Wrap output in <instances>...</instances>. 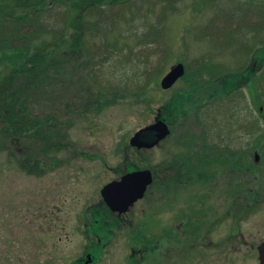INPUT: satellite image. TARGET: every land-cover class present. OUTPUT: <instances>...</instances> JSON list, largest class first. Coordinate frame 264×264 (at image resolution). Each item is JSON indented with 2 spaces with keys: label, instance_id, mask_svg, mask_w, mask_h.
Here are the masks:
<instances>
[{
  "label": "rangeland",
  "instance_id": "374dc122",
  "mask_svg": "<svg viewBox=\"0 0 264 264\" xmlns=\"http://www.w3.org/2000/svg\"><path fill=\"white\" fill-rule=\"evenodd\" d=\"M252 1L128 0L84 14L88 26L82 37L83 53L88 61L83 71L78 67L82 73L77 79L64 73L57 76L60 82L75 79L70 91L76 94L77 105L68 103L72 96L66 92L35 104L44 115L52 109L58 114L60 129L51 138L52 147L44 149L45 141L39 138L10 148L14 155L0 153V264H71L81 256L86 229L83 209L98 201L101 181L113 177L107 173L98 179L100 165L92 162V157L119 154L137 129L157 117L168 121L170 132L144 152L154 166L164 159L177 166L178 156L191 153L184 142L231 139L236 144L232 145L234 150L242 145L249 149L255 144L262 146L258 166L264 181V64L249 74L250 82L236 91L231 92L234 85L223 79L226 74L240 75L252 64V57L255 60L254 53L264 54V0ZM65 11L57 3L47 6L41 28L25 30L27 34L37 32L38 39L32 41V46L45 41L52 47L60 32L74 31L64 28ZM15 43L14 47L26 46L24 40ZM178 62L185 66V80L161 90V77ZM204 66L202 77L195 79L209 81L210 87L218 82L216 91L222 98L206 103L214 90L200 88L188 105L166 116L169 100L188 86L191 71ZM159 69L158 75L155 72ZM84 87H89V92ZM104 93L115 96L101 105L100 95ZM19 155L45 157V162L38 163L44 168L27 172L15 161ZM52 161L58 162L56 168ZM109 163L115 164L113 159ZM256 186L257 182L251 184ZM182 195H173V200ZM189 197L185 194L182 209L188 215L186 230H194L188 214L193 212ZM240 230L244 242L241 249L231 250L228 258L217 255L210 260L204 258L205 254L197 260L191 249L182 256L170 257L168 264H258L257 253L247 247L264 233V197ZM128 241L126 229H116L96 264H129ZM154 248L160 252L161 240Z\"/></svg>",
  "mask_w": 264,
  "mask_h": 264
},
{
  "label": "flooded vegetation",
  "instance_id": "af4514ba",
  "mask_svg": "<svg viewBox=\"0 0 264 264\" xmlns=\"http://www.w3.org/2000/svg\"><path fill=\"white\" fill-rule=\"evenodd\" d=\"M260 55H257V62L259 58H264L263 52ZM252 60L251 65H256L253 57ZM263 64L264 60L259 67ZM161 119L168 124L165 118ZM232 141L204 138L184 142L191 148L187 149L191 153L178 156L177 166L167 159L159 163L161 165L154 166L151 157L144 153L150 149H138L129 142L122 146L117 155L93 156L92 162L100 165L97 178L107 173H112L113 177L101 181L98 201L83 209L85 245L82 255L71 264H86L87 255L91 259L88 264H96L103 258L106 246L118 228L126 229L129 264H168L170 257L182 256L191 249L197 260L205 254L204 258L209 259L217 255L228 258L231 250L241 249L244 238L240 225L246 223L263 202V172L258 166L262 162V156L259 155L262 146L255 144V148L249 149L242 145L234 150L232 145L236 144ZM194 147L197 149H192ZM112 159L115 164L109 163ZM24 160L30 162L28 165L31 167L25 168L29 173L36 172L31 168H44L38 163L45 162V157L19 155L15 161L19 163ZM55 164L58 162L52 161L53 168H56ZM143 171L149 172L150 182L145 186L142 197L125 211L111 210L101 190L108 184L121 181L128 174ZM245 175L251 176L244 178ZM255 182L257 186L251 187ZM185 190L190 193H183ZM175 194H183L180 197L182 204H179V197L173 200ZM185 194H190L189 199L193 201V212L188 214L192 216L194 230H186L188 215L182 209ZM157 233H160L161 240L159 253L154 248L158 244L155 238ZM263 241L264 233L260 234L257 242L247 247L257 253V260L258 246ZM181 264L194 263L183 261Z\"/></svg>",
  "mask_w": 264,
  "mask_h": 264
},
{
  "label": "trees",
  "instance_id": "16d2710c",
  "mask_svg": "<svg viewBox=\"0 0 264 264\" xmlns=\"http://www.w3.org/2000/svg\"><path fill=\"white\" fill-rule=\"evenodd\" d=\"M126 1L128 0H0V153L8 152V154L14 155L15 153L10 148L16 146L18 148L21 141H34L39 138L45 141L44 149L52 147L50 146L51 138L56 130L60 129L57 126L58 114L56 109H52L48 113L45 112L47 115H44L43 110H36L35 104L40 100H46V98L51 100V98L57 97L56 93L66 92L72 96V100L68 103L77 105L74 101L77 96L73 95L70 89L74 88L75 79L80 77L84 64L88 61L83 53L82 37L88 26L84 14L104 5L112 7ZM247 2L250 4L253 1L247 0ZM53 3L66 9L63 12L64 28L74 31L72 33L60 32L52 47L45 41L38 46H32V41L38 39L37 32L27 34L25 30L30 27L33 30L39 29L44 18L43 12L47 6ZM68 14L70 19H68ZM20 40L26 41V46L14 47L15 41ZM254 58L256 61L255 53ZM258 60L256 65L250 64L244 68L240 75L226 74L223 76V79L226 78V83L230 81L231 85H234L231 87V92L242 88L248 81H251L249 74H254L264 58ZM78 67L81 69L79 72ZM205 68L206 66L198 67L191 71V79L187 80L188 86L183 87L174 96L175 98L169 100L166 116L170 113L174 115L181 107L188 105L193 94L200 88L210 87L209 81L195 79L202 77L201 72ZM210 69L208 70L210 71ZM159 72L160 69L155 73L159 75ZM63 73L73 76L75 79L58 81L57 76ZM181 79L185 80V76ZM217 85H219L218 82L210 87L214 93L207 98L208 102L206 101V103L222 98V95L220 97L217 95ZM88 89L89 87L83 88L84 91H88ZM115 94L117 96V92ZM115 94L100 95L102 97L101 105L107 103V100ZM116 98H112L111 101ZM95 99L98 100L99 96L96 95ZM79 101L80 99L77 102ZM51 105L54 106V104ZM187 111L185 110L183 113ZM29 163L24 160L19 162V166L25 169L31 167L28 165ZM31 169L35 171L34 168ZM159 237L160 233H157L156 240ZM140 264H145V262Z\"/></svg>",
  "mask_w": 264,
  "mask_h": 264
},
{
  "label": "water",
  "instance_id": "95a60500",
  "mask_svg": "<svg viewBox=\"0 0 264 264\" xmlns=\"http://www.w3.org/2000/svg\"><path fill=\"white\" fill-rule=\"evenodd\" d=\"M184 65L180 62L172 65L167 73L161 78L159 85L166 90L184 75ZM170 130L163 119L156 118L136 132L129 139L131 146L136 148L149 149L165 139ZM134 182V184H133ZM150 182L148 171L131 173L126 175L121 181L106 185L101 190V195L111 210L125 211L135 200L142 197L145 186ZM259 264H264V241L258 246ZM88 262H90V257Z\"/></svg>",
  "mask_w": 264,
  "mask_h": 264
}]
</instances>
